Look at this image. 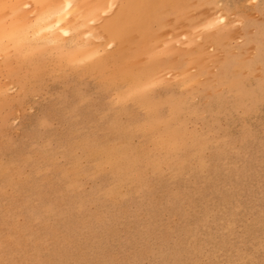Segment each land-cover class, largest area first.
Instances as JSON below:
<instances>
[{
    "label": "rangeland",
    "instance_id": "374dc122",
    "mask_svg": "<svg viewBox=\"0 0 264 264\" xmlns=\"http://www.w3.org/2000/svg\"><path fill=\"white\" fill-rule=\"evenodd\" d=\"M130 1L0 0V264H264V0Z\"/></svg>",
    "mask_w": 264,
    "mask_h": 264
},
{
    "label": "bare ground",
    "instance_id": "6f19581e",
    "mask_svg": "<svg viewBox=\"0 0 264 264\" xmlns=\"http://www.w3.org/2000/svg\"><path fill=\"white\" fill-rule=\"evenodd\" d=\"M134 1H135V0H133V1L131 0V1H130V2H132L131 4H133ZM71 5H72V3L69 2V3H68V7H71ZM125 9H126V8H125ZM125 9H124V13H123V11L120 12V17H119V18L122 17V15H121L122 13L125 15V13H126V11H127V10L125 11ZM56 12H57V13H58V12L61 13V8H57V9L55 10V13H56ZM52 13H53V16H54V15H55V14H54V10H53ZM45 15H46V14H45ZM61 15H62V14H61ZM51 16H52V15H51ZM43 17H44V16H43ZM43 17H42V20H43ZM64 20H65V18H64L63 15H62L60 18L57 19V21H56L55 23L53 22V23L55 24V26H53L52 23L49 24V23L47 22V23H48V24H47L48 27H44V26H43V29H44V28H47V31H48V30H50V29H52V28H53L54 30H55V29L57 30V29L60 28V27L62 28V26H63V24H64ZM49 21H50V20H49ZM53 21H54V20H53ZM41 22L43 23V21H41ZM113 22H114V21H113ZM109 24H110V23H109ZM111 24H112V22H111ZM114 24H115V23H114ZM113 27H114V26H112V28H113ZM48 28H50V29H48ZM61 28H60V29H61ZM53 29H52L51 31H48V32L51 33L52 31H54ZM58 30H59V29H58ZM107 30H108V29H107ZM45 31H46V30H45ZM108 31L110 32V30H108ZM111 31L115 32L114 30H111ZM56 32H57V31H56ZM56 32H54V34H55ZM45 33H46V32H45ZM43 34H44V33H43ZM111 34H113V33H111ZM113 44H115V43H113Z\"/></svg>",
    "mask_w": 264,
    "mask_h": 264
}]
</instances>
